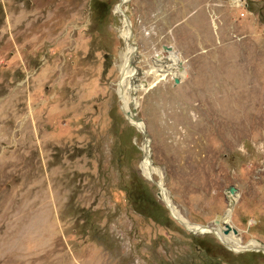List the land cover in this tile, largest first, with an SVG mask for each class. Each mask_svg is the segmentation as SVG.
Masks as SVG:
<instances>
[{
  "label": "rangeland",
  "instance_id": "rangeland-1",
  "mask_svg": "<svg viewBox=\"0 0 264 264\" xmlns=\"http://www.w3.org/2000/svg\"><path fill=\"white\" fill-rule=\"evenodd\" d=\"M120 1L0 0V264H264L155 182L264 244V0L122 5L145 136L118 93Z\"/></svg>",
  "mask_w": 264,
  "mask_h": 264
},
{
  "label": "bare ground",
  "instance_id": "bare-ground-1",
  "mask_svg": "<svg viewBox=\"0 0 264 264\" xmlns=\"http://www.w3.org/2000/svg\"><path fill=\"white\" fill-rule=\"evenodd\" d=\"M124 3H120L117 7V10L121 12H124L122 9V5ZM122 36L124 40L126 41V49L121 53V64H120V69L122 73V81L120 82L118 93L120 95L121 101H122V107L127 115V118L131 120V122L141 130H145L144 122L140 121L137 117V113H135V100H134V95L136 94V87L130 86L129 83V78H130V72H131V66H132V55H133V47L131 44V39L133 36V33L131 31V26L129 22L126 20L124 29L122 32ZM133 73L136 74V72L133 70ZM133 81V80H132ZM131 81V82H132ZM143 152H144V157L140 162L141 169L143 173L145 174L146 177L149 179H152L155 181V176L159 175L161 176V171L158 167H155V165L152 163L151 160V154H150V147H149V140L146 138L145 143L143 145ZM158 186L161 189V197L162 200L169 206V208L172 210V212L175 214V216L189 229L193 230L196 229L200 232H203L204 230H207L209 232H215L219 235L221 239L224 240L225 244L227 247L231 248L232 250H235L236 252L248 250V249H264L262 248L263 245L261 242L257 240H252L249 242V244L246 245H241V244H236L234 241H232L231 237L228 234H225L223 232V229H214L211 225L208 226H203L201 224H195L191 222L189 219L185 217L181 213V211L178 209V207L173 203L167 189L165 188V185L162 180L160 181H155ZM172 213V214H173ZM173 214V216H174ZM174 216V217H175ZM222 221V219H221ZM214 226V225H213Z\"/></svg>",
  "mask_w": 264,
  "mask_h": 264
},
{
  "label": "water",
  "instance_id": "water-1",
  "mask_svg": "<svg viewBox=\"0 0 264 264\" xmlns=\"http://www.w3.org/2000/svg\"><path fill=\"white\" fill-rule=\"evenodd\" d=\"M129 0H122V1H120V3L122 4V3H126V2H128ZM124 14H125V16H126V19L128 20V22H129V24H130V26H132V24H131V21H130V19H129V17H128V15L125 13V11H124ZM133 44H134V46H135V48H136V55H137V57H136V60H134V65H136V67H138V62L140 61V53H139V50H138V44L135 42V41H133ZM167 50H169V51H172L171 49V47H167L166 48ZM157 59H159V58H156L155 60H157ZM139 68V67H138ZM184 68V67H183ZM139 70H140V74H142L143 72H142V70L139 68ZM174 79H175V83H179L180 82V78H179V76H174ZM135 113H137L136 112V109H135ZM137 117H138V119L140 120V121H142L143 122V120H142V118L141 117H139L138 115H137ZM132 123V122H131ZM145 135H147V131H146V128H145V130L143 131V136H145ZM159 187V186H158ZM232 190H236V188H235V186H231L229 189H228V191H227V193L228 192H230V191H232ZM158 196L161 198V192H159L158 193ZM231 205H233L234 206V203H231ZM172 214V213H171ZM172 216H173V214H172ZM222 216H223V214H221V213H218L217 215H216V217H215V219L212 221V222H210V223H207V224H201V225H203V226H208V225H210V224H212V223H215V224H218L220 221H221V219H222ZM183 224V223H182ZM184 225V224H183ZM185 226V225H184ZM186 227V226H185ZM187 228V227H186ZM188 230H190L191 232H193V233H195V234H199V233H197V232H194L193 230H191V229H189V228H187ZM233 232L234 234H237V230L230 224V223H228V222H226L225 224H224V228H223V232L225 233V234H228V233H230V232ZM205 233H210L209 231H207V230H204L203 232H202V234H205ZM218 238V237H217ZM263 244V243H262ZM262 248H264V244H263V247ZM248 250H256V249H254V248H252V249H248ZM259 250H262L263 252H264V249H259ZM235 251V250H234ZM236 252V251H235Z\"/></svg>",
  "mask_w": 264,
  "mask_h": 264
}]
</instances>
